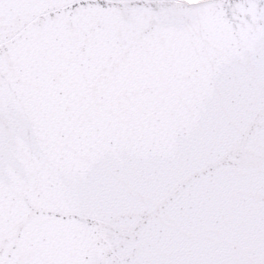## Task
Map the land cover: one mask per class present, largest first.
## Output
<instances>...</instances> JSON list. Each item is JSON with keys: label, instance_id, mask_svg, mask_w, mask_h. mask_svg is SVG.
<instances>
[{"label": "snow or ice", "instance_id": "snow-or-ice-1", "mask_svg": "<svg viewBox=\"0 0 264 264\" xmlns=\"http://www.w3.org/2000/svg\"><path fill=\"white\" fill-rule=\"evenodd\" d=\"M0 264H264V0H0Z\"/></svg>", "mask_w": 264, "mask_h": 264}]
</instances>
